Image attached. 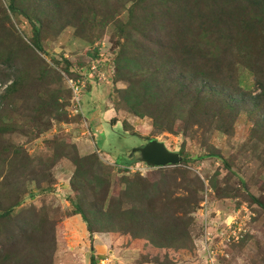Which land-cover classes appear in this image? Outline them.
<instances>
[{"label": "trees", "instance_id": "obj_1", "mask_svg": "<svg viewBox=\"0 0 264 264\" xmlns=\"http://www.w3.org/2000/svg\"><path fill=\"white\" fill-rule=\"evenodd\" d=\"M83 1L9 0L2 9L0 33L24 43L19 48L29 56V64L21 67L17 83L1 95V106L16 105L15 97L27 88L26 82L35 84L54 75L41 57L42 36L45 28L58 30L63 17L69 15L79 37L92 45L95 27L115 26L118 51L112 71L117 83L126 84L125 89H117L116 102L121 101L130 114L150 119L153 128L162 133L185 137L202 133L203 143L216 132L232 136L240 115L250 114V142L256 149L264 147V0H94L87 10ZM101 7L109 9L111 15L99 13ZM123 14H127L126 21ZM11 15L30 23L31 39L5 27ZM4 46L9 59L3 61L9 66L16 52ZM102 63L82 75L86 86L101 83L100 77L106 73ZM241 69L252 75L259 90L256 95L242 86ZM66 71L71 70L67 67ZM40 87L46 91L45 98L37 96L33 111L26 110V123L30 121L42 134L53 122L42 127L38 110L54 112L53 121L58 122L66 121L68 115L59 113L61 96L52 86ZM80 92H85L83 87ZM68 94L75 104L73 89L68 87ZM19 128L0 119V264H53L59 221L54 222L44 208L26 206L25 197L32 199L29 184L46 182L62 160L75 167L70 183L74 197L69 198L74 212L68 217L80 215L91 238L96 233L108 234L114 249H139V264H181L178 254L198 248L202 235L195 234V215L202 203L207 202L208 207L210 196L192 165L206 159L222 160L214 147L208 145L196 159L182 150L181 164L167 168H150L139 156L140 164L160 170L159 178L131 175L133 163L121 166L122 189L114 195L116 178L105 172L106 166L96 153L81 157L76 145L55 140L50 143L53 163L40 159L36 165L22 146L6 140ZM211 188L217 198L228 197L214 184ZM91 264H97L94 256Z\"/></svg>", "mask_w": 264, "mask_h": 264}, {"label": "rangeland", "instance_id": "obj_2", "mask_svg": "<svg viewBox=\"0 0 264 264\" xmlns=\"http://www.w3.org/2000/svg\"><path fill=\"white\" fill-rule=\"evenodd\" d=\"M83 2L87 10L89 3L94 0H84ZM8 3L9 0H0V17H4L2 9L7 7ZM129 6L130 4L127 7ZM101 12L105 13V17L107 14L111 15L106 7L99 8V13ZM67 16L63 17V24L58 25V30L45 28L42 36L44 54L41 57L48 69L54 70V75L50 76L51 78L47 81L43 80L35 84L26 82L25 87L27 88L15 97L16 105L6 103L5 106H1L0 104L1 121L6 124L15 123L20 127L18 132L7 135V142L13 146H22L28 155L35 159L36 165L39 164L40 159H43L45 163H53L54 148L50 143L55 140L76 145L81 157L96 153L106 166L105 172L113 173L112 175L116 178L112 187L114 195H118L122 189L120 185L121 169L131 163H133V166L130 167L131 175L141 173L142 176L153 180L159 178L160 170L149 169L145 166L146 164H140L138 162L139 155L133 154L134 150L145 146L150 140L163 142L172 152L179 153L185 150L193 159L201 156L205 152L204 149H208V145H210L217 150L222 160L206 159L203 162H194L192 165L194 173L205 182L206 192L208 191L210 196L208 207L205 202L207 211L199 209L195 215L197 222L195 234L199 233L202 236L197 243V249L192 248L190 251L182 252V255L178 254L177 257L180 256L178 262L199 264L202 259L204 261V243L201 242V246L200 241L206 234L205 232L213 233V238L219 236L217 241H220L222 230H226L228 221L235 218L238 222L237 228H241L242 238L238 242L228 245L221 252V254L224 253L223 255L219 254L221 264H264V147L256 149L250 142L253 125L250 114L240 115L234 125L232 136L216 132L204 143L202 133L194 137L191 135L185 137L182 134L173 135L155 130L150 119L135 117L125 109L124 105H120L121 101L116 102L117 89H125L126 84L117 83L112 71L113 60L118 51L115 46V26L110 24L103 30L100 26L95 27L94 44L92 45L89 41L79 37L76 26L70 23L71 17ZM122 18L126 21L127 14H123ZM0 19L2 20V18ZM7 26L11 30L23 34L26 40L33 37L32 27L23 17L11 15V21L5 23V27ZM5 27L3 28L7 30ZM4 44L11 46L14 53L16 52L14 63L9 66L5 65L7 61L5 59L9 57V52ZM23 44L20 39H15L14 42V40L8 39L6 34L0 33V97L13 83H17L20 73L23 72L22 68L24 69L29 64V56L19 48ZM248 47L253 49V44L248 43ZM100 62H103L101 68L106 72L100 77L101 83L96 86H86V82L81 79L82 75H86L89 68L94 70ZM67 67L70 68V73L66 71ZM240 76L242 86L246 90L252 91L254 95L259 93L258 88L254 85L253 77L248 71L241 69ZM79 84L85 92L83 95L81 92L78 94V98L81 99V107L76 110L77 105L73 104V100L69 101L68 87L72 90L73 85L79 86ZM40 86H52L55 94L61 96L59 113L63 116L68 115L66 121L58 122L53 121L55 119L54 112L46 111V109L38 110L39 119L43 122L42 127L49 126L53 122L52 127L42 134L38 133L30 121L26 123L29 117L26 110L33 111L32 107L37 96L45 98L46 91L40 89ZM257 114L256 112L255 115ZM125 122L128 123L127 126H125ZM203 144H206L205 148H203ZM74 170L75 167L69 160L60 161L47 175L46 182H39L38 186L34 183L29 184V191L34 194L32 199L28 195L25 197L26 206L44 208L54 222L59 221L57 249L52 260L53 264H67L71 257L69 246L76 248L77 243L80 244L81 252L84 251L82 255L85 252L89 254L90 248L94 247V240L89 232L88 236L90 237L86 241H91V243L87 241V247L83 250L82 239L79 243L71 233L72 226L69 225L68 227L71 228L66 229L61 225L63 220L74 212L73 203L69 200L71 196L74 197L70 184ZM213 184L217 188H221L228 197L217 198L216 192L211 188ZM252 197L263 205L253 201ZM74 200L77 198L75 197ZM206 225L208 229H206ZM58 234H60V240ZM112 249L114 250L113 247ZM91 251L92 255L97 252L94 248ZM147 251L144 248V253ZM117 256L123 258L121 254L115 256L106 254L107 259L104 263L97 264H114ZM80 257L82 256L79 255L78 258ZM106 257H102V259ZM111 257L114 260L111 261ZM83 261L81 258L80 262L83 263ZM136 262L138 264L141 262L140 255ZM88 264H91V259Z\"/></svg>", "mask_w": 264, "mask_h": 264}, {"label": "crops", "instance_id": "obj_3", "mask_svg": "<svg viewBox=\"0 0 264 264\" xmlns=\"http://www.w3.org/2000/svg\"><path fill=\"white\" fill-rule=\"evenodd\" d=\"M61 225L65 226L66 229L71 228V227H68L69 225L72 226L73 231L71 233L74 234L73 237L77 239L79 243H81V239H82V242L84 244V246H82L83 250L87 247L88 240L86 241V239H88L90 236H88L87 227L85 223L83 222L82 217L80 215H73V216L67 217L65 220H63V223ZM58 236L60 240V234H58ZM92 239L94 240V247L92 248H94V250H97V252L94 253V255H92L93 250L91 251L92 248H90V250L88 251L89 254L85 252V254L82 255L84 251L81 252L80 244L78 245L77 243L76 248L74 246H69L71 257L69 258L67 264H88L92 256L95 257L97 263L99 262L104 263V261L107 259L106 254L108 256H112V255L115 256L116 254L122 255L123 258L121 257L119 258L117 256V259H115V261L113 262L114 264H138L136 260L138 259L140 255L139 249L126 248V249H121V250L120 249L113 250L112 249V243H113L112 237L108 234H101V235L98 234V235L93 236ZM201 242L202 240L200 241V244L202 246ZM89 243H91V241ZM79 255L82 257L78 258ZM102 257H106V258L102 259ZM81 258H83L84 260L83 263L80 262ZM112 259L113 257H111V261Z\"/></svg>", "mask_w": 264, "mask_h": 264}, {"label": "built area", "instance_id": "obj_4", "mask_svg": "<svg viewBox=\"0 0 264 264\" xmlns=\"http://www.w3.org/2000/svg\"><path fill=\"white\" fill-rule=\"evenodd\" d=\"M73 89V93L75 96V103L74 105H77V109L79 110L81 107L80 106V102H79V98H78V94L80 93V88L78 85H73L72 86ZM201 209L203 211H207V207H206V203H202L201 204ZM200 209V210H201ZM228 228H226V230H222L221 233V240L217 241L218 237L213 238V233H208L207 231L205 232L206 234L203 236L202 242L204 243V264H221V256L219 254H221V252L231 243L233 242H238L242 236L240 235L241 233V228H237L238 226V222H236V219H230L228 221V224H226ZM206 229L207 225H206ZM229 233H228V231ZM224 253H222L221 255H223ZM219 255V256H218Z\"/></svg>", "mask_w": 264, "mask_h": 264}, {"label": "water", "instance_id": "obj_5", "mask_svg": "<svg viewBox=\"0 0 264 264\" xmlns=\"http://www.w3.org/2000/svg\"><path fill=\"white\" fill-rule=\"evenodd\" d=\"M139 153L140 160L150 168H167L180 165L183 158L178 152L169 151L163 142L150 140L145 146L133 151Z\"/></svg>", "mask_w": 264, "mask_h": 264}, {"label": "flooded vegetation", "instance_id": "obj_6", "mask_svg": "<svg viewBox=\"0 0 264 264\" xmlns=\"http://www.w3.org/2000/svg\"><path fill=\"white\" fill-rule=\"evenodd\" d=\"M136 154H138V155H139V153H136Z\"/></svg>", "mask_w": 264, "mask_h": 264}]
</instances>
